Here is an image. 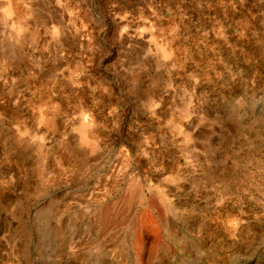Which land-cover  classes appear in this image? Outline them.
<instances>
[{
	"label": "rangeland",
	"instance_id": "rangeland-1",
	"mask_svg": "<svg viewBox=\"0 0 264 264\" xmlns=\"http://www.w3.org/2000/svg\"><path fill=\"white\" fill-rule=\"evenodd\" d=\"M0 264H264V0H0Z\"/></svg>",
	"mask_w": 264,
	"mask_h": 264
}]
</instances>
